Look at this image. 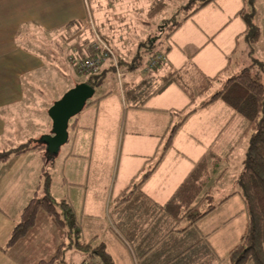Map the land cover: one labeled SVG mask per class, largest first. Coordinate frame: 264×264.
<instances>
[{
	"label": "crops",
	"instance_id": "obj_1",
	"mask_svg": "<svg viewBox=\"0 0 264 264\" xmlns=\"http://www.w3.org/2000/svg\"><path fill=\"white\" fill-rule=\"evenodd\" d=\"M155 1L93 0L91 3L93 7H91L90 0H0V142L2 139L13 140L6 129V125L10 123L7 115L12 109L23 105L25 89L31 77L46 69L43 55L36 54L28 45L24 47L27 41L26 36L23 40L20 37L24 29L34 24L39 29L52 31L72 25H86L88 19L94 17L97 22L103 20L99 27L106 41L111 45L107 31L111 29L109 22L118 24L120 20L119 24L126 28L130 25L132 27L135 23L147 26L150 18L158 15L156 13L166 7L165 0H161L154 7ZM240 8L230 16L234 15V18H237L236 16H239L237 11ZM113 12L117 14L112 15ZM132 13L134 15L130 16L129 14ZM198 14L199 9L190 17L183 18L177 29L166 38L169 43L170 40L172 43L168 44L165 52H158L165 55L164 61L155 68L144 71L145 63L156 53L150 54L142 67L123 72V75L128 74L129 77L123 84L138 82L146 76L158 77L182 67L190 70V77H195L192 72L194 67L209 76H214L218 72L232 73L240 69L239 57H235L232 63L231 56L237 47L241 46L246 50L245 57L248 63L252 57L264 58L259 50L264 44V17L261 22L257 21L261 29L260 39L252 43L250 47L243 35L244 21L241 19V23H235L232 27L233 18L230 16L217 22L218 24L215 21L204 23L205 25L201 26L202 37L195 38L194 34L199 26L193 18ZM102 16L104 17L101 18ZM70 21L73 22L69 23ZM182 27L184 35L175 38ZM209 28L212 30L210 31ZM203 29L205 30L202 31ZM81 30L72 37L84 42L80 44L86 45L90 42L87 40L92 37L91 31L88 30L90 35H87ZM84 35L88 38H81ZM122 41L119 39V42ZM131 41L134 42V40ZM142 43H144L143 39L136 40L135 53L130 52L129 47L123 45L116 44V49L112 48L119 58L127 59L126 57L129 56L128 60H131L136 53H140L138 45ZM78 48L83 50L86 46ZM203 50L207 51L202 55ZM249 51L252 53L250 54ZM70 53L71 51L68 55ZM189 62L190 67H188ZM97 97L101 98L84 106L77 117L68 124V128L71 127L73 131V138L71 150L66 152L62 159L63 181L64 186L70 185L75 188L74 196L71 198L68 191L56 194L58 191L54 190L52 182L50 193L54 198L55 196L61 197L60 199L66 198L73 207H79V216L76 217L80 222L84 240L94 237L102 240L115 264H137L130 246L112 224V206L121 190L128 186L131 180H137L140 173L152 165L158 157L169 129L182 116L181 112L175 111L183 109L188 104L189 98L174 83L152 95L145 103L147 108L135 107L126 101L122 88L119 87L118 91L114 89L106 94L101 93ZM196 100L197 98L191 105L196 107V110L181 124L172 138L170 147L144 180L141 189L150 200L162 204L190 171L194 161L202 154L212 151L221 157V163L212 173L209 181L216 206L196 223L195 228L200 234L207 235V239L220 257L226 259L229 248L237 242L246 224L244 202L238 192L235 179L241 169L247 139L234 161L237 167L234 169L232 190H219L218 182L229 171L237 144L236 138L248 134L247 122L221 100H215L206 106H200L203 101L196 102ZM119 114H123L124 119L121 125L122 145L118 172L115 167L117 158L114 160L113 150L117 148L120 134L119 127L117 129L115 125ZM97 129L98 134L102 131L104 133L105 138L100 145L107 144L106 154L99 153L100 145L95 146ZM51 133L50 126L49 131H40L38 139L40 136ZM34 138L29 135L23 136L18 138L19 141L15 144L30 139L37 140ZM56 153L55 156L50 157L51 165L60 162V156ZM42 155L43 150L33 148L13 155L5 162H0V218L3 224H9L4 215L10 216L14 224L20 209L30 198L32 189L34 187L41 189ZM68 162H71L70 165ZM116 172L119 173L117 179H115ZM32 176L34 179L29 180ZM227 195L230 196L222 200ZM109 202H111V208L108 207ZM74 210L76 213L75 207ZM80 258L79 264H83L84 256Z\"/></svg>",
	"mask_w": 264,
	"mask_h": 264
},
{
	"label": "trees",
	"instance_id": "obj_2",
	"mask_svg": "<svg viewBox=\"0 0 264 264\" xmlns=\"http://www.w3.org/2000/svg\"><path fill=\"white\" fill-rule=\"evenodd\" d=\"M160 1L156 0L153 6ZM210 1L212 0H187L183 7L189 6L190 10L184 18L190 17ZM254 1L246 0V6L237 11L245 23L243 35L250 47L260 36V26L254 19ZM179 25L180 21L177 20L170 24L166 38ZM28 44L26 41L24 47ZM249 53L251 54V51ZM139 58L140 54L136 53L131 60L118 58V61L124 70H135L140 66ZM254 64L261 73L251 72L253 64L244 66L226 77L220 72L209 76L194 67L192 72L195 77L192 80L190 70L182 67L158 77L146 76L138 82L123 84L124 99L135 107L147 108L146 101L171 83L176 84L189 98L183 109L175 111L181 112L182 116L169 129L158 157L140 173L137 180H131L130 184L121 190L112 206V224L130 246L137 264H218L222 259L207 239V235L200 234L195 228L196 223L216 206L209 181L221 163V157L212 151L202 154L162 204L150 200L141 189L144 180L170 147L172 138L181 124L196 110V107L191 105L197 95L208 90L214 81L220 82L221 87L201 102L200 106L221 100L246 120L248 130L241 169L235 179L244 202L246 224L237 242L229 248L226 259L229 264H264V61L255 58ZM106 70L114 69L112 66L101 67L97 73L88 74L82 82L96 88L103 82ZM100 98L91 97L84 106ZM33 148L43 150L40 183L42 194L34 192L20 209L5 245L1 246L2 250L17 248L18 243L35 227L38 213L43 211L52 216L55 225L61 230L60 241L50 258H41L35 264H64L65 252L70 249L82 252L83 264H115L102 240L96 237L83 239L80 222L72 204L66 198L58 200L52 197L48 165L52 162L50 157L55 153L47 151L45 141L28 140L0 150V162Z\"/></svg>",
	"mask_w": 264,
	"mask_h": 264
},
{
	"label": "rangeland",
	"instance_id": "obj_3",
	"mask_svg": "<svg viewBox=\"0 0 264 264\" xmlns=\"http://www.w3.org/2000/svg\"><path fill=\"white\" fill-rule=\"evenodd\" d=\"M92 1L93 0H90L91 7H93V5L91 4ZM98 1H102V0H98ZM186 1L187 0H169V1L165 0L164 5L166 4V7L165 8L163 7L159 13H156L158 15L150 18L149 25L147 26H142L143 24L140 25V23H135V25H133L132 27L130 25L129 28H126L121 24H119L120 20L118 21L119 22L118 24L110 21L109 23L111 25V29H108L107 31L109 33L108 36L110 38L109 40L111 42V45L106 41L105 35H103V31L101 30V27H99V24H101L103 20L97 22L94 17L88 19L86 24L88 26L82 24L81 26L72 25L70 27H66L62 29L46 31L37 28L36 25L34 24H31L30 28L24 29V31L20 33L21 39L23 40V38L26 36L25 39L28 41L29 43L28 46L30 47V49L34 52L43 55L46 62V69L44 70V72L31 77L30 82L28 83V85L26 86L27 88L25 89L23 105L12 109V111H10V113L7 115L10 123L6 125V129H7V133H9L10 135V138H12L13 140L7 141L2 139L0 142V150L11 148L13 146L18 145L15 143L19 141L18 138H21L23 136L29 135L30 137L34 136L35 137L34 139H38L39 137L38 134L40 133V131H44V130L49 131L51 126V121L48 117L47 110L50 107V105L56 99H58L67 89H69L70 87L74 86L77 83L82 82L83 79L87 76V75L84 76L80 75L75 71L73 65L68 61V52L71 51L73 47L83 48L84 46H86L87 48L95 39V34L93 30H95L97 34L100 35L109 44L110 48L113 47L114 49H116V44L119 46L123 45L124 47H129L128 49L130 50V52H134V53L136 52V48H137V45L134 43L138 39H143L144 43L138 45V47H140V53H139L140 66L142 67L146 61L145 59L147 58V56L153 53H158L160 51L165 52L168 47V44L172 43L171 40L169 43V41L166 39V34L170 30L169 25L173 24L175 20L181 22L184 16L186 15V13L190 10L189 6L183 7ZM253 5L256 9V14L254 19L256 20V22L257 21L261 22V20L264 17V0H255ZM241 6L243 7L246 6V0L210 1L209 3L201 7L199 9V14L193 18L200 28V29L199 28L196 29L194 37L195 38L202 37L203 34L201 32V26L205 25L204 23L215 21L216 24H218L217 22L225 20L227 17L230 16V14H233L234 11L240 8ZM106 14L108 15L111 13H106ZM116 14H117L116 12H113L112 15H116ZM129 15L132 16L134 14L132 13ZM103 17L104 16H102L101 18ZM234 17H235L234 15L230 16V18H233V23L231 24L232 27L235 26V23H241L242 21L239 16H236L237 18ZM164 19H168V20H164ZM82 26H84V28H82ZM80 29H82L81 30L82 33L85 32L87 35L89 34L88 30L91 31L92 37L91 39L87 40V41L90 40V42L86 43V45L80 44L84 42H80L76 39H73L74 37H72ZM209 29L210 31L212 30V28ZM204 30L205 29H203L202 31ZM182 34L184 35L183 27L176 34L175 38L181 37ZM260 35H261V29H260ZM85 37L87 36L84 35L81 38H85ZM119 39L123 41L119 42ZM259 39L260 36L258 40ZM131 40H134V42H132ZM150 40L153 41L150 42ZM75 42H79V43H75ZM150 43L151 45H149ZM259 50L260 53H262V55L264 56V44L260 46ZM206 51L207 50H203L202 55ZM245 54H246V50L243 48V46L237 47L235 53L232 54L231 56V62L233 63L235 57H239L240 62L238 63L240 64V68L250 63L253 64V67H251V72L253 74L258 73V71L261 73V70H259V68L255 66L256 64H254L255 58L252 57L251 61H249L248 63ZM118 58L119 57L116 55L118 66L119 68H122V66H120L119 64ZM126 58L127 59L125 60H128L129 56H127ZM260 58H256V59L264 61V58L261 59ZM108 66H110L108 65V63L103 65L104 68ZM190 66L191 63L189 62L188 67ZM122 69H123L122 70L123 73L125 70L124 68ZM230 74L231 72L226 71L222 76L226 77L229 76ZM128 79H129L128 74H125L121 77V82H120L114 70H106L104 72L103 82L101 83V85L95 88L92 97L93 98L97 97L101 93L106 94L108 92H112L114 89L118 91V87L123 88V82H126ZM191 79L193 80V77ZM220 87H221L220 82L214 81L212 85L208 88V90L197 95L196 102L204 101L208 99L209 96L214 91L218 90ZM77 115L71 118L69 123L72 122L77 117ZM123 119H124V115L119 114L117 116V119L115 120L116 121L115 125L117 129L119 127L118 130L120 131L117 148L116 150L115 148L113 150L114 160H116L117 158L115 162V167L117 168L118 172L120 169L119 157H121V152H120L122 145L121 125L123 123ZM102 129L104 128L102 127ZM97 131L98 129L96 130V135H95V141H94L95 146L102 144L105 138L103 131L100 134H98ZM246 131H248L247 126H246ZM67 133H68V137H67L68 140L60 146V149L57 152L58 155L60 156V162H56L55 165L49 164L50 166L48 165V170L51 175V182L54 186V190L57 189L58 191L56 194H60V192L68 191L69 196L73 198L75 188L70 185L64 186V181H63L62 159H63V155L71 150V141L73 138V131L71 127L68 128ZM247 137L248 134H245L242 135V137L239 136L238 138H236L235 142H237V144L233 151L232 162L230 164L229 171L223 176L222 180L218 182L219 190L222 191L223 189L232 190L234 169H236L237 167L236 165H234V161L236 160L237 154L240 152L242 146L246 144ZM41 138L42 136H40L39 139ZM29 141H33V139H30ZM106 145L107 144L100 145V147L98 148L100 154L107 153ZM70 163L71 162H68V165H70ZM118 172H116L117 175L115 179H117V176L119 174ZM33 179L34 176H32V178H29V180H33ZM34 191H37L38 195L42 194V189L39 188L35 189L34 187L31 191L32 193H30L31 194L30 196L33 195ZM55 198L59 200L61 197L55 196ZM109 204L110 205L108 207L111 208V202H109ZM2 206L4 205L2 204ZM74 207L76 209L75 215L78 217L79 216L78 214L80 212L79 207L77 206ZM4 217H7L9 224L8 223L3 224V220L0 218V264H35L39 259L41 258L48 259L54 254L57 244L60 241L61 230L55 225L51 215L43 211H40L36 218L35 227L32 230H30L27 236L18 243V247L13 249H8L5 251L2 250L1 246L3 247L5 245V241L9 235L10 229L12 228L13 224L11 222L10 216L4 215ZM82 256H83L82 252L79 250H74V249L67 250L64 255L63 263L79 264L81 261L80 257ZM218 264H229V262L227 261V259H221L218 262Z\"/></svg>",
	"mask_w": 264,
	"mask_h": 264
},
{
	"label": "water",
	"instance_id": "obj_4",
	"mask_svg": "<svg viewBox=\"0 0 264 264\" xmlns=\"http://www.w3.org/2000/svg\"><path fill=\"white\" fill-rule=\"evenodd\" d=\"M94 90L95 88L86 82L77 83L50 105L47 114L51 120L52 133L41 138L45 141L48 152H58L60 146L66 142L69 120L81 111Z\"/></svg>",
	"mask_w": 264,
	"mask_h": 264
},
{
	"label": "built area",
	"instance_id": "obj_5",
	"mask_svg": "<svg viewBox=\"0 0 264 264\" xmlns=\"http://www.w3.org/2000/svg\"><path fill=\"white\" fill-rule=\"evenodd\" d=\"M93 32L95 39L92 43L83 50L73 47L72 52L68 55V61L73 65L75 71L83 76L97 73L104 64L108 63L113 67L118 80L121 82L123 73L118 66L114 51L95 30ZM165 59L164 54L156 53L147 60L143 70H151Z\"/></svg>",
	"mask_w": 264,
	"mask_h": 264
}]
</instances>
